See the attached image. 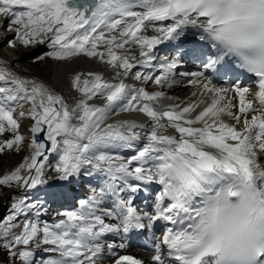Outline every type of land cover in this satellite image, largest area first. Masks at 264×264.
Listing matches in <instances>:
<instances>
[{"label":"snow or ice","instance_id":"1","mask_svg":"<svg viewBox=\"0 0 264 264\" xmlns=\"http://www.w3.org/2000/svg\"><path fill=\"white\" fill-rule=\"evenodd\" d=\"M0 15L6 20L0 28L14 34L8 49L47 44L49 51L34 62L95 58L114 70L116 81L76 73L71 88L78 97L70 106L0 58V137L11 134L0 139V155L21 151V121L32 122L30 154L0 176V188L28 192L44 185L52 154L57 162L51 170L61 181L81 174L102 178L76 209L55 213L62 218L51 223L27 196L12 197L11 214L0 219V249L9 258L21 264H103L106 248L113 264H143L120 254L126 243L103 238L151 230L163 221L161 236L154 237V264H165L162 249L175 264H264V169L257 162L264 154V0H0ZM187 28L199 30V39L215 52L202 61L205 70L216 71L228 58L255 77L252 99L249 86H218L201 71L181 73L198 89L183 107L157 108L152 102L165 98L164 92L125 83L131 76L171 87L181 54L154 64L155 50ZM149 29L157 35H148ZM135 49L138 56L130 54ZM97 99L102 106L92 103ZM129 112L146 116L151 130L128 120L108 123ZM169 129L178 135H166ZM142 136L147 142L138 147ZM150 185L159 188L152 190L149 211L138 208L135 194ZM106 197L113 198L111 207H102ZM33 249L46 255L37 260Z\"/></svg>","mask_w":264,"mask_h":264},{"label":"bare ground","instance_id":"2","mask_svg":"<svg viewBox=\"0 0 264 264\" xmlns=\"http://www.w3.org/2000/svg\"><path fill=\"white\" fill-rule=\"evenodd\" d=\"M4 24L6 25V22ZM148 31L152 30L149 29ZM13 35V33L6 32L3 28H0V58L8 62V67L11 71L17 73L22 77L36 79L37 81L43 82L48 87L52 88L58 95L64 97V99L69 103L70 106L74 104L75 99L78 97V93L73 91L71 88V79L76 73L87 74L89 72H92L102 75L105 80L116 82L112 81L114 70L110 69L106 64L100 62L95 58L89 59L84 56H80L74 58L71 62H54L46 58L45 60H42L40 62H34L37 56L43 55L44 53L49 51L48 45H37L36 47L29 49L18 47V49L13 51L12 49H8L6 46L7 40L10 39ZM2 48H5L7 49L6 51L11 52V57H6L5 55H7V53L6 51H2ZM156 53L157 52H155V54ZM130 54L138 55L137 49H135ZM41 65L51 66L52 69L49 72H46L44 69H42ZM29 66H31V68L28 72L31 73H27L26 71H24V69L29 68ZM148 69L149 68H134L133 72L139 70L145 73V71ZM179 76L181 77V79L186 78V76H183L181 74H179ZM189 79L191 78L188 77L187 80H185L182 84H175L174 91L166 93L165 97H173L174 99H171L170 102H174L176 105L178 104L181 107L192 103L193 100L196 99V97H193L192 94L193 92H197L198 89L188 86ZM125 83L134 88H144V84L142 82L135 80L131 76L125 81ZM92 103H95L98 106H102L104 101L97 99ZM233 103L237 104V101H233ZM203 106L204 105H201V108L197 109V112H199L203 108ZM26 110L27 107L25 108V111ZM193 115H195V113ZM223 119L228 123H234V121L230 120L227 116L223 117ZM122 120H128L137 124L146 125V118L143 117L139 112L120 113L118 115H113L108 123H115ZM31 123L32 122L27 119L21 121L20 134L25 136L26 138L25 144L22 147L21 151L19 153H16L14 150H11L6 151L4 154L0 155V176L13 170L23 161V158L25 156L30 154L27 145L31 140V134L28 131ZM145 130L150 131L151 127L148 126ZM168 131L173 133L174 136L178 135L173 129H169ZM4 138H11V134H6L5 137H0V139ZM140 140L143 141L146 140V138L142 136ZM124 153L127 156L132 155V152L130 151H124ZM56 162L57 157L55 154H52L49 158V161L47 162V182L42 186H38L36 189L30 190L28 192H23L17 188H0V210L3 204H6L11 209V203L13 202L11 199L12 197L27 196L29 203H34L41 206V209L43 208V212H47L42 216L49 218L50 215H54V211L56 210V205L58 204V202L74 205V202L77 201L76 190H83L85 188V184L93 182L92 179H102L99 175L96 174H93L91 176L81 174L79 178L74 179L70 182L61 181L56 178L57 174L51 170V167L54 166ZM103 205L110 207L112 206L106 203H104Z\"/></svg>","mask_w":264,"mask_h":264},{"label":"rangeland","instance_id":"3","mask_svg":"<svg viewBox=\"0 0 264 264\" xmlns=\"http://www.w3.org/2000/svg\"><path fill=\"white\" fill-rule=\"evenodd\" d=\"M1 35H4V34H1ZM7 49H5V48H2V51H6ZM6 53H7V55H5L6 57H11V55H12V53L11 52H8V51H6ZM40 62V61H39ZM41 67H42V69H44L46 72H49L51 69H52V67L51 66H42L41 65ZM30 68H31V66H29V68H27V69H24V71H26L27 73H31V72H28L29 70H30ZM50 68V69H49ZM15 194V193H14ZM84 198V197H83ZM83 198H81V199H83ZM78 201V200H77ZM76 201V202H77ZM61 203L60 202H58V205L56 206V208L60 205ZM6 205V204H5ZM4 204L1 206V210H0V213H1V215H0V219H3V218H6L7 216H9L10 215V213H9V210H8V208L5 206ZM10 208V207H9ZM42 211H43V208L41 209ZM43 218H44V216H42L41 217V219L43 220ZM21 219H23V218H21ZM21 231V229L20 230H18L17 231V233H19ZM33 251H42V249H33ZM39 255V254H38ZM36 258L37 259H39V256H36ZM0 264H21V262L19 261V260H12L11 258H9V255H8V253L5 251V250H3V249H0Z\"/></svg>","mask_w":264,"mask_h":264},{"label":"water","instance_id":"4","mask_svg":"<svg viewBox=\"0 0 264 264\" xmlns=\"http://www.w3.org/2000/svg\"><path fill=\"white\" fill-rule=\"evenodd\" d=\"M38 140H42L43 139V134H40L38 137H37Z\"/></svg>","mask_w":264,"mask_h":264}]
</instances>
